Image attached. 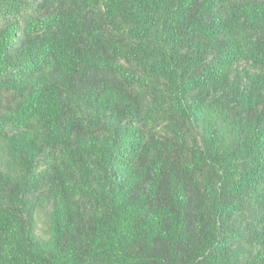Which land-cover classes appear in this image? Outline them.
<instances>
[{"label":"trees","instance_id":"1","mask_svg":"<svg viewBox=\"0 0 264 264\" xmlns=\"http://www.w3.org/2000/svg\"><path fill=\"white\" fill-rule=\"evenodd\" d=\"M0 264H264V0H0Z\"/></svg>","mask_w":264,"mask_h":264}]
</instances>
